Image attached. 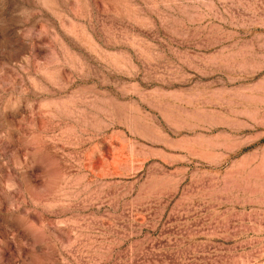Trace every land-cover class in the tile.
I'll return each instance as SVG.
<instances>
[{
  "label": "rangeland",
  "instance_id": "rangeland-1",
  "mask_svg": "<svg viewBox=\"0 0 264 264\" xmlns=\"http://www.w3.org/2000/svg\"><path fill=\"white\" fill-rule=\"evenodd\" d=\"M0 264H264V0H0Z\"/></svg>",
  "mask_w": 264,
  "mask_h": 264
}]
</instances>
